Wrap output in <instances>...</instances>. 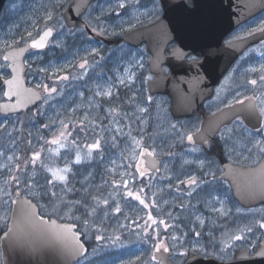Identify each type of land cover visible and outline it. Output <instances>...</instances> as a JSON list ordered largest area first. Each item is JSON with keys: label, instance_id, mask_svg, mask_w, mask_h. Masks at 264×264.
Returning a JSON list of instances; mask_svg holds the SVG:
<instances>
[{"label": "rangeland", "instance_id": "rangeland-1", "mask_svg": "<svg viewBox=\"0 0 264 264\" xmlns=\"http://www.w3.org/2000/svg\"><path fill=\"white\" fill-rule=\"evenodd\" d=\"M69 2L10 0L5 12L3 20L10 22L4 26L8 34L0 39V52L18 43L21 35L34 34L46 25H54L59 33L49 50L29 61L37 85L47 90L43 104L24 117L0 116V210L8 213L17 190L35 192L43 210L80 226L92 248L80 264H157L154 242L164 238L177 263L190 251L229 259L230 229L222 221L230 209L221 194L227 192L219 178L221 166L204 157L203 149L184 148L201 119L175 120L166 95H150L148 81L153 74L145 46L132 49L120 42L107 48L81 29L70 33L62 15ZM120 2L127 6L119 8ZM160 14V0H100L85 19L95 30L119 36ZM262 27L264 13L227 40ZM262 66L264 42L232 68L216 88L211 106L252 94L264 109ZM242 133L234 136L225 128L219 138L229 152L245 151L256 157L264 145V129L258 135L247 129ZM24 136L39 153L28 168L18 163ZM97 142L99 146L90 149ZM145 148L163 160L160 171L141 167ZM65 167L70 171L61 174L67 180H53L48 169ZM192 179L195 184L188 183ZM256 214L251 213V218Z\"/></svg>", "mask_w": 264, "mask_h": 264}, {"label": "water", "instance_id": "water-1", "mask_svg": "<svg viewBox=\"0 0 264 264\" xmlns=\"http://www.w3.org/2000/svg\"><path fill=\"white\" fill-rule=\"evenodd\" d=\"M7 0H0V15ZM96 0H72L63 10L66 27L75 29L81 17ZM193 3L189 7L188 2ZM164 13L160 19L125 32L122 39L133 46L147 44L152 57L150 70L156 78L149 81L151 94H168L171 97V112L175 118L188 117L198 111L204 102L212 97L215 86L228 72L239 56L250 46L264 40V30H258L246 37L231 42L225 38L234 29L264 11V0H161ZM89 33L98 41L113 45L115 39L94 31ZM264 29V28H263ZM51 30L43 48L32 47L46 31ZM53 26L46 27L37 37L25 44L6 50L12 76L2 77L0 89L6 88V95L15 100L0 101V115L17 114L25 111L43 99V91L28 85L26 56L30 51L46 49L55 37ZM176 41V46L166 55L171 66L164 73L165 46ZM195 53L199 59L188 60ZM15 83L9 85L8 81ZM241 116L243 121L256 131L263 127V115L257 100L249 97L244 101L228 105L204 117L201 128L194 132L192 142L208 144L216 139L222 128ZM151 153V155H149ZM162 161L150 150H144L142 167L157 171ZM222 178L230 182L236 199L251 207L264 203V157L254 166L237 165L230 161L223 163ZM39 205L30 197L20 196L13 200L9 228L1 239L3 264H72L87 252V246L76 231V224L49 221L39 214ZM7 234V235H6ZM264 244L252 254L249 249L237 251L232 261H221L190 252L182 264H264ZM159 264H176L171 251H154Z\"/></svg>", "mask_w": 264, "mask_h": 264}, {"label": "flooded vegetation", "instance_id": "flooded-vegetation-1", "mask_svg": "<svg viewBox=\"0 0 264 264\" xmlns=\"http://www.w3.org/2000/svg\"><path fill=\"white\" fill-rule=\"evenodd\" d=\"M97 2H95V3H97ZM9 3H10V0H8L7 3L5 4V6H4L3 10H2L1 16H0V39L6 38V35L8 34L6 32L7 28L4 27V26L6 24H9L10 20L6 21V20H3V19L6 17L5 16V12L7 10V7H8ZM95 3H93L90 6V8L87 11V13L90 11V9L94 6ZM160 5H161V14H160V16H161V15H163L164 12H163V7H162L161 2H160ZM188 5H189V7H193V3L191 1L188 2ZM263 13H264V11L262 13H260L259 15L255 16L254 18L250 19V20H255L258 16L262 15ZM86 14L81 19V20H84V21L80 22L78 27H77V28L85 29V31H86V27H87V23H88L86 21V19H85ZM159 17H157L154 20H150L147 23L140 24V25L150 24V23L156 21ZM5 21H6V23H4ZM242 26H240V27H242ZM240 27H238V28H240ZM36 35H37V32H35L34 34H30V35H24L23 34V35H21L19 37V38H21V40L18 43H16V45L22 44V43L28 41L29 39L35 37ZM107 35H109V34H107ZM16 36H18V34ZM110 36H112V35H110ZM113 37L116 38V41H115L114 45L122 42L119 37H117V36H113ZM242 37H244V36H242ZM235 39H237V38H235ZM176 44L177 43L175 41H173V42L169 43L167 45V47L165 46V49H164L165 63L163 64V70H164L165 74L169 73L171 71V66L166 63V55L170 54L171 50L176 46ZM142 46H145L147 48L146 45H142ZM251 48H249L245 53H243L238 58V60L236 61V63L234 64L233 67H235L236 64H238L241 60H243V58L245 57L246 53ZM6 49L3 50L2 52H0V74L2 76H4V77L8 78V77H10L12 75V72L10 70L9 63L4 59V52L6 51ZM147 50H148V48H147ZM41 53H43V52L42 51H32V52H30L27 55V57H26L27 70H26V73H25V77H26L27 83L29 85L37 86V87L42 89L44 98H43V101L41 103H39V104L35 105L34 107H32L30 109H27L26 111H23L22 113L18 114V116H20V117L21 116L24 117L26 114H29V113H32V112L36 113L37 109L39 108L40 105L43 104V102L45 100V97H46V91L47 90L44 87L37 85V83H36L37 76L31 71V67L32 66L30 65L31 63H29V61H30V59H31V57L33 55L41 54ZM148 56H149V59H148V65H149V60L152 57V55L149 52V50H148ZM199 58H200V56L196 55L195 53H191L190 55L187 56L188 60H194V59H199ZM232 68L223 77V79L221 80L220 84L222 82H224L225 77L230 73ZM149 70H150V67H149ZM150 72H151V70H150ZM154 78H155V75L153 74V78H151L150 80H152ZM216 88H215V92H214L213 97L208 99V100H206L204 102V104L202 105V107L190 117H179V118L173 117L172 113H171V110H170V103H171L170 96L165 94L166 97H167V100L169 102L170 115L175 120H182V119H190V118H194V117H199L201 119L199 127L197 129H195L194 131H192V132H195L198 129H200L201 123H202V121H203V119H204V117L206 115H208L210 113H215V112L219 111L220 109H222L223 107H225L227 105H234V104H237L239 102H242L248 97L253 96V97L257 98L255 95H252V94L251 95H247V96H243V97H240V98H233V99H230V100L226 101L225 104H223L222 106L214 108V107L211 106V102H212L213 98L216 95ZM10 100H15V97L10 99L6 95V88L5 87L1 88L0 89V101H10ZM257 100H258V98H257ZM263 115H264V113H263ZM7 116H10V115H7ZM7 116H4V117H7ZM12 116H16V115H12ZM225 128L231 129V131H232L234 136H236L240 131H242L244 133L246 129L250 130L251 132H253V133L257 134V135L262 132V131L257 132V131H254L253 129H251L246 123H244V121H243V119L241 117H237L230 125L224 127V129ZM186 142H187V140H186ZM190 147H194V148H197V149H200V150L203 149L204 157H212V158H214L216 160V162L219 164V166H221L220 175H221V173L223 171L222 164H223V162L225 160H230V161H232V162H234L236 164H241V165H244V166H251V165L254 166V165H257L261 161L262 157L264 156V145L260 147V150H258V152L256 154V157L252 156L251 158L248 155L245 154V151H235L234 150V151H230L229 152L228 149L230 147H228V149H226L227 146H222L220 144H216L215 145V144L212 143L207 148H204L202 145H197V144H192V143H190V144L187 143L186 145H184V148H190ZM146 170H148V169H146ZM219 178H221V177L219 176ZM221 180L228 187L227 192L226 193L223 192L221 194H222L223 197L225 195L226 198H227L226 208L230 209V215L226 218V220L222 221V224L227 226L230 229V234L228 236V246L232 250V255L227 260H231L232 261L235 258V254H236V252H237V250L239 248H248L253 253L255 251V249L260 244H262V243L264 244V227L261 226L262 224H264V203L256 205V206H253V207H245V206H243L236 199V197H235V195H234V193H233V191H232V189L230 187V184L227 183V181L223 180L222 178H221ZM36 191H38V188H36ZM18 195H25V193H20L17 190V194H15V197L18 196ZM220 203H222V201H220ZM218 206H221V205L219 204ZM12 211H13L12 207H11V209H9L7 214H4L2 212V210H0V233H1L0 234V254H1V262H2V264H3V257H2L1 237H2V234L9 227V222H10V219H11ZM235 211H236L235 215H238V212H239L243 216V218L240 217V216H238V217L234 216V212ZM251 213H253V214L257 213V214H256L255 217L251 218V216H250ZM40 215L42 217L43 216L44 217H48L49 219L51 218L50 216L46 215V213L43 210H41V209H40ZM251 220H252V222H251ZM75 224L77 225V230L81 233V235L83 237L84 234H82L83 231L81 230L80 226L77 223H75ZM237 237H239V239H237ZM84 241H85L87 247L89 248L88 240L84 239ZM238 242H240L242 244L240 245V243H238ZM161 244H163L166 247H169V245L166 243V239L165 238L155 241L154 242V245H155L154 247L157 248V246H159ZM236 244H239V246L236 247ZM86 258H87V255L85 256V258H82L80 261H78L75 264H80Z\"/></svg>", "mask_w": 264, "mask_h": 264}, {"label": "snow or ice", "instance_id": "snow-or-ice-1", "mask_svg": "<svg viewBox=\"0 0 264 264\" xmlns=\"http://www.w3.org/2000/svg\"><path fill=\"white\" fill-rule=\"evenodd\" d=\"M137 2H138V0H137ZM126 6H127L126 3H124V2H120V3L118 4V7L121 8V9L125 8ZM49 18H51V17L49 16ZM261 30H264V29H261ZM49 35H51V30L46 31V32L44 33V35L40 38V40H38V41H33V43H32V47H35V48H43V47H44V41H45V39H46ZM5 59H7V57H6ZM81 67H84V65H81ZM262 68H264V66H262ZM252 71H255V69H252ZM261 80H264V76L261 77ZM121 82H122V81H121ZM8 83H9V85H12V84L15 83V81H14V80H12V81H8ZM251 83H252V84H256L257 81L252 80ZM53 91H54V90H53ZM109 94H110V93H104V95H109ZM261 111H262V113H264V109H262ZM188 139H189V140H192V136H188ZM51 143L56 144V143H58V141H57V140H53V141H51ZM98 146H99V144H98V142H97L96 144H93V145H91V146H89V147H90V149H91V148H96V147H98ZM149 155H151V153H149ZM38 156H39V153L34 154V160H33V162H35V158H38ZM76 162H77V163L80 162V157H79V156H77ZM48 171L52 173V178H53V180H55V181H60V182H65V181L67 180V176L64 175V174H61V173H67V172L70 171V169L67 168V167H65L64 169H58V170H57V169H48ZM141 175H144V173H141ZM188 183H189V184H195L196 181H195L194 179H192V180H189ZM53 195H54V193H53ZM129 195L131 196L132 193H129ZM136 199L140 200V197L137 196ZM105 203H107V201H105ZM140 203L143 204L144 201H143V200H140ZM116 211L118 212L119 209L117 208ZM153 223H155V221H153ZM161 223H163V221H161ZM261 226L264 227V224H262ZM6 235H7V234H6ZM98 239H99V237H98ZM237 239H239V237H237ZM161 248H163V251H165V252L168 251V248H167L166 246H164L163 244L157 246V251H160ZM259 254H260V255H264V252H261V253H259ZM153 259H155V257H153Z\"/></svg>", "mask_w": 264, "mask_h": 264}, {"label": "trees", "instance_id": "trees-1", "mask_svg": "<svg viewBox=\"0 0 264 264\" xmlns=\"http://www.w3.org/2000/svg\"><path fill=\"white\" fill-rule=\"evenodd\" d=\"M70 33H72V32L70 31ZM24 133H25V135L27 134L26 131H24ZM21 144H22L21 157H20L18 163L23 164L22 168H28V167H30V165H29L30 161H32L34 159V154H36V152L38 151V147L36 145H34L33 142L31 141V139L27 138V136L23 137V139L21 140ZM214 144L216 145V142ZM41 175H42V172H41ZM43 175L47 176L46 173H44V172H43ZM47 177H48V179H50L49 175ZM23 191H24V193H26V195H30L34 199H37V197H36L37 195L35 192H32L29 189H24ZM51 198H52V196L49 199H51Z\"/></svg>", "mask_w": 264, "mask_h": 264}]
</instances>
